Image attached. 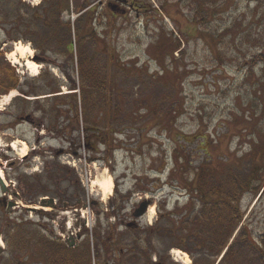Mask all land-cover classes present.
<instances>
[{
  "label": "rangeland",
  "instance_id": "1",
  "mask_svg": "<svg viewBox=\"0 0 264 264\" xmlns=\"http://www.w3.org/2000/svg\"><path fill=\"white\" fill-rule=\"evenodd\" d=\"M50 1L0 0V79L6 82L0 83V168L11 191L7 197L19 204L9 212L0 207V240L5 246L0 261L8 264L11 259L5 239H9L8 228L16 221L27 223L37 238L51 236L58 238L60 244L68 242L72 233L76 234L80 221L84 229L88 221L90 227H96L94 231L102 226L101 231L108 235L133 237L126 223L133 218L139 202L153 200L151 207L156 214L152 219L149 215L142 218L139 222L142 232L167 225L161 220V213L187 215L178 219L176 236L168 232L167 237L136 236L137 239L161 252L168 264H183L173 259V253L179 251L187 254L191 264L195 260L200 262L205 253H185L184 249L173 247L177 244L175 237L184 234L189 238L196 231L190 226L204 206L198 195L190 197L195 171L207 159L222 158L239 164V159L250 156L253 139L264 133V58L260 56L263 43L249 42L261 38L256 36L264 30V0H125L124 3L96 0L91 8L96 6L98 10L96 33L100 39L92 42V37L85 38L82 43L77 32L70 36L66 27L53 25L52 17L47 26L39 19ZM87 1L69 0L70 8L61 16L62 24H76L79 9ZM132 1L137 3L136 9L131 8ZM202 2L205 6L201 10L209 16L198 29L192 16ZM107 13L109 21H113L111 27L106 25ZM71 38L75 48L71 46ZM16 43L29 44L35 51L39 59L32 60L42 68L38 76L8 60L7 55ZM80 46L90 53L101 54L96 64L102 72L97 77L109 80L104 94L113 103L106 107L112 112L105 116L99 89L95 93L87 88L85 92L91 94L90 99L94 93L95 104L83 107L84 92L79 89L83 85ZM9 80L13 82L10 85L17 87L6 94L4 89ZM73 84L78 92L71 91ZM12 93L11 101L2 102ZM57 95L68 96L59 103L60 109ZM87 114L92 121L88 123L90 130L93 126L100 135L109 129L122 135L110 137L105 147L98 139L92 141L86 129ZM105 117H109V124L105 125ZM15 141L28 144L26 157H20L10 147ZM67 170L69 178L50 183L49 190L67 191L76 197L77 190L83 189L86 193L81 195L83 203L80 206L72 203L73 207L57 210L60 213L49 208V214L56 215L51 221L29 212L28 208L40 205L25 204L24 193L28 192L25 184L37 188L39 176ZM104 172L114 183L112 196L106 201L98 190H89ZM77 180L81 189L76 186ZM94 201L101 203L103 215L91 209ZM113 206L119 216L113 214ZM240 207L243 223L228 245L239 239L243 227H248L256 240L264 236V191L257 196L243 195ZM75 209H82V215L73 212ZM40 210L42 214L47 212ZM88 237L92 263L99 264L100 243L92 234ZM126 237H120L118 248L129 244ZM118 248L111 252L118 255ZM140 254L136 255L137 260L122 262L141 264ZM207 259L209 263L214 260Z\"/></svg>",
  "mask_w": 264,
  "mask_h": 264
},
{
  "label": "trees",
  "instance_id": "2",
  "mask_svg": "<svg viewBox=\"0 0 264 264\" xmlns=\"http://www.w3.org/2000/svg\"><path fill=\"white\" fill-rule=\"evenodd\" d=\"M95 1L96 0H88L87 3L79 9L78 13L80 14V16L76 20V24L73 25L71 23H67L65 25L62 24L61 21V16L63 15L64 11H68L70 8V5L68 3L69 0H51L48 3L49 6L44 11V15L42 17H39V19L43 21L45 26H47V22L51 23L50 18L52 17L54 20L53 25H55L56 27H66L70 36L72 32H77V38L81 43L85 40V38L90 39L91 37L93 39L92 42L99 41L100 36L98 33H96V13L98 10L96 6L91 8L93 4H95ZM124 2L125 0H122V3ZM131 5L132 9H136V2L132 1ZM202 6H205L204 2H202V5L198 4V6H196V11L192 16L193 22L197 25L196 28L198 29L201 26H204V21L206 17L209 16L207 12H202ZM257 14V16H259V13ZM262 16L264 17V15ZM105 17L109 21L110 18L108 13L107 15H105ZM112 23L113 21L111 22L110 20L109 23L106 24L107 27H111ZM87 32H91L92 34H89ZM95 33L96 35H94ZM259 35H261V38L257 40L255 38V40H253L252 42L251 40H249V42L250 44H257L262 41L263 44H261L260 46L262 54L260 56L264 58V30L262 33H258L256 37H258ZM97 36H99L98 39ZM103 40L108 48L109 43H107V39L104 37ZM71 41L72 38L70 39V43ZM71 46L72 48H75L74 43H71ZM100 56L101 54L99 52L95 51L90 53L88 50H84L80 46L79 65L81 81L83 85L79 89H83L84 92V94L81 95L83 107H85L87 103H90L92 107V103L95 99V96L93 95L94 93L92 94L90 99L89 95L91 94L85 92L87 88L94 89L95 93L98 92L96 91L98 89L102 91L101 99L102 103H104V107H101V110L103 116H105L112 112L111 110L109 111V108L107 110L106 107L108 105L109 107H111L113 103L112 99L107 98L108 96L104 94L106 92L104 87L107 85V83H109V80L107 78L97 77L102 72V70H100L99 68L100 65L96 64L100 60L98 58ZM16 81L18 82V78L16 79ZM11 82L12 81L9 80L8 86L4 89L6 90V92L4 93L8 94L16 89L17 84L10 85ZM0 83L4 85V83L6 82L5 80H3V78H1ZM72 86L73 88L71 89V91L78 92L76 84H73ZM59 93L60 92H56L55 94ZM67 98L68 96L66 95H57L55 97L56 100H60L57 105L58 109L62 107H60V104ZM77 106L78 101H76L75 111L77 120H79L80 118ZM86 110L84 109V111ZM173 113L176 114V112ZM85 117L87 120L86 129L87 132L90 133L88 134V137L91 136V138H93L92 141L98 139L99 143L104 147L107 146L110 137L112 138L114 136L122 135L118 131H109L110 129L107 132H101L100 135V132L97 133L96 128H94L93 126L91 128L93 130H90L88 123L92 122L91 118L88 117V114ZM111 118H114V115L111 116L110 119ZM59 120H61V118H59ZM104 122L105 125L109 124V117H105ZM263 138L264 133L260 138L256 137L255 139H253L254 148L250 150V156H248L247 158L243 157L239 159V161H237L239 164L231 163L229 162V160H225L222 158L218 160L207 159L196 169V174L194 175V178L192 180L194 183L192 184V188L190 189V197H192L193 195H198L201 204L203 203L204 206L190 228L195 227V230H199V232L194 231L189 235V238L184 234L182 236L180 234L179 236L175 237L177 238V244H175L176 247L182 250L184 249L185 252L192 253L193 251L194 253L196 251H199L200 253H205V255H203L202 257L203 259L200 262L198 260H195L194 264H215L217 258L221 256L227 248L228 250L226 251L222 261L219 264H264V236L258 239V242V240L251 237V233L248 227H243L241 230V234H239V239H237L232 245H230V247L227 246L236 229L243 223L244 215L240 207L241 197L245 194H252L254 196H257L259 193L261 194V191H264ZM88 145L91 146L90 144ZM261 155L263 157L259 160V157ZM181 162H183L182 158ZM212 164H214V166H212ZM211 169L213 170L211 171ZM50 173L38 177L40 178V185L37 186V188H35V186H29L27 183L25 184L28 188V192H23L26 198L25 204H37V199L49 197L58 200L57 202H59L60 204L63 203L61 204L62 206L67 205V207L69 208L73 207L71 205L72 203L80 205L79 202L80 200H82L81 195L83 194L85 196L86 193L83 189H81L79 180L76 181V186H78V189L81 190H77L78 195H76V197L73 194H69V192L67 191H50V183H56L57 181H61L64 178H69L70 175L68 170L55 172V174ZM185 190L188 193V189L186 188ZM28 195L31 196V199L28 198ZM35 197H37L36 201L32 200ZM205 206L207 207L205 208ZM183 215H187V213L181 214L180 217L175 216L174 214L169 216L161 213L160 218L161 220H165L167 225H162L159 228L160 233L163 234V236L168 232L175 233V236L178 235V219H181ZM168 216L169 218L167 219L166 217ZM27 225V223L24 225V223L19 224V222L16 221L13 226L8 228L7 234L9 236V239H5V243L7 244L8 252L10 253L11 257L8 264H37L38 261H43V264H93V258L91 256L92 253H90V239L87 242V246L78 247L76 249L69 248L64 244H60V241H58L59 239H55L51 236L41 235L37 238V234L33 233L27 227ZM99 231V234H105V231ZM94 232H96L95 234L98 233L97 230H95ZM197 233H199L198 236ZM190 244L193 247H189L188 245ZM114 247L115 249L119 247L118 242ZM126 247L127 246H123L122 249H126ZM135 249L136 253H138L139 249H141V253H144V247L142 246H137L135 247ZM206 257H212L214 260L212 261V263H209V260ZM253 257L255 258V261L252 260ZM37 258L38 260L37 262H35V259ZM2 263L3 261H0V264Z\"/></svg>",
  "mask_w": 264,
  "mask_h": 264
},
{
  "label": "flooded vegetation",
  "instance_id": "3",
  "mask_svg": "<svg viewBox=\"0 0 264 264\" xmlns=\"http://www.w3.org/2000/svg\"><path fill=\"white\" fill-rule=\"evenodd\" d=\"M8 201H10V199L7 196H4L3 194L0 195V207L1 208H4L7 210ZM80 202H79V204H80ZM150 202L153 203V200H150ZM140 204H141V202H139V204L136 208H139ZM136 208H135V210H136ZM59 209L60 208H58L57 210H59ZM91 209H94V211L98 212V214H101V215L104 214V211H101L102 205L98 201H94L92 203ZM115 209L116 208L114 206L111 208V210L113 211V214L119 216L120 212L118 210H115ZM57 210H56V212H57ZM74 211L77 214L79 213V210L75 209ZM106 211H107V209H106ZM36 215L38 216V218H40L41 216L43 217V215H44V216H46L44 219L50 220V221L53 220L54 217H56L55 214H42L40 212L36 213ZM132 216L134 218V214H132ZM133 218H129V222H127V223L125 222V220H122V223H126V225L130 222H134V223L139 224V222L142 220L141 218L140 219H135V218L133 219ZM79 224H80V229L76 232V234L72 233V235L68 237V240H67L68 242L64 241V243H63L64 245H66L69 248L76 249L78 247L87 246V242L89 240V237H88L89 235H88L86 229H84L82 227L81 221ZM37 225H39L37 228L40 229V224H37ZM97 229H98V231L101 230L102 226H98ZM142 230L143 229H141L140 224H139V227L132 228L129 230L132 233L133 237H130V236L126 237V235H116V234L115 235L114 234L108 235L106 233L99 235V232L97 234H94L95 239H97L98 242L100 243L101 252H102V254L99 255V259H98L99 264H123V263L125 264L126 262H122V261H124V259H126V261L127 260L133 261L136 259V255L140 254V253H136L135 247H137V245L144 247V249H143L144 253H141L142 259H143L142 260L143 263H141V264H168L167 259L165 258V256H163L161 254V252L154 251L152 247L148 248L147 243L142 244V242H143L142 239L140 240V239H137V237H136V236H143V237L149 236L150 239L152 237H156V236L163 237V234L160 233V231L157 229V226L150 228L149 229L150 232H147V231L142 232ZM164 236L167 237V233H165ZM120 237H122V238L126 237L128 239L129 244L126 245L127 247H126V249L124 248L125 250L122 248H118V255H116V254H113V252H111V251L117 250V249H115L114 246L118 242ZM55 239H58V238H55ZM58 241H60V240H58ZM173 247H176V246H173ZM113 257H115L116 259ZM37 264H43V261H38Z\"/></svg>",
  "mask_w": 264,
  "mask_h": 264
},
{
  "label": "bare ground",
  "instance_id": "4",
  "mask_svg": "<svg viewBox=\"0 0 264 264\" xmlns=\"http://www.w3.org/2000/svg\"><path fill=\"white\" fill-rule=\"evenodd\" d=\"M8 60L16 66H23V68L28 69V72L32 73L33 76H38V74L41 73V67L39 64H37L35 61H33V56H35V51L31 48L29 44H23V43H16L14 46L13 51L8 53L7 55ZM14 97V94H10L6 99H2V102H7L11 101ZM1 105V103H0ZM1 138H0V147H1ZM13 148L14 152H17L20 157H26L28 152H29V146L25 141H15L12 143L10 146ZM0 176L4 180V184L7 183L6 178H5V173L2 168H0ZM8 187V184H6ZM114 188V183L113 179L110 175H107L106 172H104L99 178L94 180L90 186V191L93 192L94 190H98L101 195H102V200L106 201L107 199L112 196L113 189ZM45 211L49 212V208H45ZM156 214V210L153 207L149 208L148 215L152 219ZM0 247L3 248L5 247L3 245V241H0ZM175 256V259L179 263L183 264H191L190 259L188 258L187 255H183L180 251L179 252H174L173 253Z\"/></svg>",
  "mask_w": 264,
  "mask_h": 264
},
{
  "label": "water",
  "instance_id": "5",
  "mask_svg": "<svg viewBox=\"0 0 264 264\" xmlns=\"http://www.w3.org/2000/svg\"><path fill=\"white\" fill-rule=\"evenodd\" d=\"M38 59H39L38 56L36 58H34V60H38ZM60 154H61V152L58 155H60ZM4 183L5 182L3 180L2 181L0 180V185H1V188H2L3 193L10 192L9 189L7 188L6 184H4ZM14 196L17 197V198H19L18 194H14ZM39 203H40L41 207H44V208H52V209H55L57 207L56 202L54 201V199H45L44 198ZM14 205L15 204H13L11 202L8 203V206H7L8 207V211H11V209L14 207ZM149 206H150V203L149 202H147V201L146 202H143L141 204V206L139 207V209L135 212V214H134L135 218H141V217H143L145 215V213L147 212ZM30 211L34 212V214H35V212H37L38 209L36 207H34V208H31ZM136 226H137L136 223H129L128 224L129 229L130 228L131 229L132 228H136ZM1 252H2V249L0 248V253Z\"/></svg>",
  "mask_w": 264,
  "mask_h": 264
}]
</instances>
